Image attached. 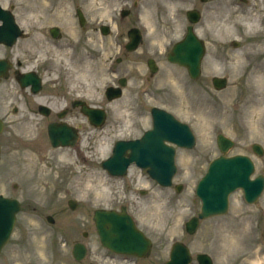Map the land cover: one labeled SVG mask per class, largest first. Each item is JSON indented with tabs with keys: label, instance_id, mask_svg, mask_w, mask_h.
Masks as SVG:
<instances>
[{
	"label": "rangeland",
	"instance_id": "374dc122",
	"mask_svg": "<svg viewBox=\"0 0 264 264\" xmlns=\"http://www.w3.org/2000/svg\"><path fill=\"white\" fill-rule=\"evenodd\" d=\"M85 1L90 27L94 26V19L101 21L116 15L118 26L108 36L96 37L89 33V27L90 37L80 40L81 29L74 23L70 4L66 5L69 15L64 10L49 8L36 12L38 3L33 0H0L2 6H16L24 30L11 49L0 46V56L12 58L13 62L21 60L22 67L27 64L24 69L31 68L32 44H43L48 27L58 25L61 42L75 43L77 55L83 56L90 49L98 56L84 59L80 68L75 67L68 58L71 55L68 50L54 49L44 42L45 46L39 45V58L48 49L56 57L52 65L46 64L39 70L45 75V87L54 91L59 85L52 86L51 82L57 79V67L61 65L67 73L72 96L78 93L92 105L107 110L102 128L84 124L79 150L52 148L43 123L17 125L13 124L16 115L6 116L9 124L0 134V194L18 199L21 210L0 252V264H79L70 249L75 241L95 242L94 236L86 240L79 233L82 229L93 231L90 220L94 209L119 208L121 202L134 204L130 206L131 213L152 240L151 256L147 258L150 262L154 257L151 264L159 261L157 255L167 257L175 239L185 242L193 255L212 254L215 264H264V193L256 204L249 206L238 191L231 198L227 214L204 219L194 234L182 235L184 221L198 211L196 184L210 160L219 155L215 142L218 133L234 141L227 155L251 156L255 174L264 175V151L257 157L251 150L255 142L264 150V0L246 3L214 0L215 4L211 0L206 4L208 8L200 0H136L137 6L127 5L131 11L122 18L117 10L121 5L118 0ZM200 5L204 10L196 33L206 44L200 77L190 79L184 68L168 63L165 58L150 77L146 66L148 54L146 50L143 52L145 45L162 52L180 39L188 24L186 10ZM134 25L145 33L143 43L135 51L122 55L126 32ZM233 40L239 42L237 48L231 46ZM119 55L120 64H113L126 83L122 96L108 102L104 89L116 80L110 74L109 60ZM213 76L226 77L227 87L214 90ZM10 80L14 87L15 82ZM14 90L9 93L13 95ZM8 106L5 103L3 111H8ZM153 106L164 108L189 124L196 136L192 150H178L175 182L182 184L179 193L173 188L154 186L135 167L125 177L126 186L100 167V161L109 156L113 141L139 136L150 126ZM140 189L145 190L144 195L139 193ZM69 199L76 201L74 210L67 205ZM47 214L55 217L53 224L45 219ZM58 227L63 233L65 227L66 230L75 227L73 231L77 234L68 232L71 235L68 234L65 244L56 248L53 243L60 239L58 233H62L56 231ZM53 236L58 240L54 241Z\"/></svg>",
	"mask_w": 264,
	"mask_h": 264
},
{
	"label": "water",
	"instance_id": "95a60500",
	"mask_svg": "<svg viewBox=\"0 0 264 264\" xmlns=\"http://www.w3.org/2000/svg\"><path fill=\"white\" fill-rule=\"evenodd\" d=\"M189 21L195 22L198 13L192 11L187 13ZM0 41L13 44L19 31L14 24L12 16L8 12L0 9ZM188 32L183 40L177 42L171 53L169 60L177 62L187 67L189 75L197 77L200 72V60L204 53V45L193 33L191 26L187 28ZM129 37L132 40V46L137 44L139 35L136 29L129 31ZM6 39V40H5ZM235 44V43H234ZM9 64L0 61V77L7 75L6 71ZM151 71L154 68L150 65ZM124 84V80L120 82ZM212 83L216 89H221L226 85V79L214 77ZM113 90V89H112ZM106 92L108 98L117 97L120 90ZM82 110L91 119L95 118L97 123L103 119V112H95L83 106ZM153 128L144 132L143 136L135 141H118L112 149V154L106 160L101 162V166L111 175H123L126 168L131 163L139 167H149L148 172L152 178L162 185H170L171 178L176 171L174 165V147L166 142L174 143L179 147L191 148L194 144V137L190 128L177 121L171 114L157 108L152 109ZM64 133L54 136L51 135L53 144L62 138ZM217 144L222 153L233 145V142L222 134L217 135ZM55 141V142H54ZM253 151L257 155L262 154V148L254 144ZM127 150L130 152L127 154ZM127 155V156H125ZM254 170L251 159L244 155H234L231 157L219 156L212 160L204 176L199 180L196 187V194L201 199V210L199 218L211 215L222 214L226 211L228 205V195L236 188H242L245 199L249 202L255 201L264 185V177L258 176L250 180L249 176ZM179 187H177V190ZM69 201L73 208L74 203ZM19 210L18 201L0 195V249L7 241L15 222V213ZM94 219L99 229L102 243L119 253L134 254L137 256H146L150 247V241L134 226L131 217L122 209L121 212L113 210L99 209L94 212ZM198 218L193 217L187 223V230L192 233L197 225ZM173 248L185 251V246L175 243ZM83 247L76 245L73 248V254L76 259L81 258ZM177 254L171 255V261L168 264L180 263L186 264L188 257L184 255L183 261L177 259ZM201 264H210L208 257L200 255ZM207 262H206V261Z\"/></svg>",
	"mask_w": 264,
	"mask_h": 264
},
{
	"label": "flooded vegetation",
	"instance_id": "af4514ba",
	"mask_svg": "<svg viewBox=\"0 0 264 264\" xmlns=\"http://www.w3.org/2000/svg\"><path fill=\"white\" fill-rule=\"evenodd\" d=\"M33 1H34L33 3H38V9H35V10L32 9L36 12H39V10H44L45 8H49V9L64 10L66 12V14H69V15H70V11H68L69 8L68 7L66 8V5H68V4L71 5V7L74 10V14L78 10L81 11L82 14H84V8H85V4H86L85 0H41V1L40 0H33ZM130 1L131 0H118V2L120 4H127ZM31 2H32V0H31ZM206 2H208V0ZM43 3H44V5H43ZM40 5H43V6H40ZM122 10H128V13H130V9H124V8L122 9L121 8V11ZM84 19H85L84 27H81L80 29H81L82 33L86 32L87 37H90L89 33H91L95 36L98 35V32H99L98 29H99L100 25L106 23V22H103V23L98 22V27L96 30V27L88 26L86 17ZM115 19H116L115 15H111V17L108 18V21L111 24L112 23L114 24L117 22ZM51 27H58L59 29H60V27L58 25H51L48 27V34L46 33L51 44L56 45V43L61 42V37H62L61 29H60V31L56 32V37H53L49 31ZM89 27L91 28V30L88 33L87 31H88ZM80 40H82V41L84 40L83 35H82V37H80ZM66 42H69V41H66ZM56 48L59 49V46ZM88 50H90V49H86V54L83 56H80V55L76 54V51H77L76 47H73L72 60L76 61V64L79 66L83 62L84 59L91 60V59L95 58V52H91ZM144 50L147 51V54H148L147 59L153 58L156 63H159L162 58H167L166 54H164L162 56L159 51L150 49L149 45H145V49H143V52H144ZM31 60H34L36 62L37 58L33 57V59H31ZM21 63H22L21 61L16 62L15 70H16L17 74L33 71L43 81V78H42L43 75H42V73L39 72V70L41 68H43L44 65L36 63L35 69L30 70V71H25V70H23ZM9 80L10 79L8 78V79L2 81V83H1L2 86L0 88V120L3 122L4 127L6 126V124H9L8 120L6 119V116H9V115L11 116V113H13L14 115H16L15 116L16 118L13 119L15 121V123H13V124H17V125H25V124L39 125V124L43 123L42 126H44V128L46 130H47V126L51 123L58 124V125L59 124H65L69 127L78 129L77 130L78 134H76V135H77V139L79 140L78 135H79V133L83 127V123L85 122V117L81 113L80 108L77 107V104H78V101L83 100V98L71 97L70 95L72 93L70 92L68 87L64 86V85H60L62 83L60 78H58L57 80H53L51 82L52 86L55 84H59L54 91H51L48 87H45V84L43 83L42 86L36 92L32 91L31 86L30 87H20L19 84L15 81V79L14 80L12 79L16 84V87L14 88L15 93L13 95L9 93V91L12 89V86L10 85ZM45 83H46V81H45ZM7 102L9 103V106H8L9 110L3 111V107H4L5 103H7ZM58 103H60L59 106L58 107L55 106ZM78 140L76 142V145L78 144ZM64 149H66V148H64ZM128 204H129V206H134V204L132 202H128ZM20 206H21V203H20ZM50 216H51L52 221L54 223L55 217L53 215H50ZM45 219H46V217H45ZM83 220H85V219L82 218V221ZM90 221H91L90 227H91V229L93 227V231L90 232L87 229H82L79 233L86 240L89 238V236H91V235L94 236L95 242L90 244V243H86V242L84 243L82 241H77V243L78 242L83 243L86 246L85 259L87 260V262H84V264H138V262H135L134 259H132V258L119 257L116 254H114V253L104 249L103 247H101L100 239H99L98 231H97L94 219H93V215L91 216ZM47 222H48V220H47ZM73 229H75V227L69 228L67 230L65 227L64 231H66V232L63 233V230L61 229V227H58V229L56 231L62 232V233L56 232V233L61 235L60 236V239H62L61 244H64V242H66L65 239H67V236L70 232H72V234H75V235L77 234V231H73ZM65 233H67V234H65ZM69 235H71V234H69ZM68 237H70V236H68ZM52 238L54 239L55 236H53ZM57 243L58 242L56 241L53 244L56 245ZM75 243H76V241L73 242L72 244H75ZM58 245H60V243L57 244V247H58ZM156 259H159V261H157V262L160 263V262H164L167 259V257L166 258H160V256L157 255ZM153 261H154V257L151 259L150 262H148L147 260H145V261L142 260V264H151ZM191 263L195 264L193 258H192Z\"/></svg>",
	"mask_w": 264,
	"mask_h": 264
},
{
	"label": "bare ground",
	"instance_id": "6f19581e",
	"mask_svg": "<svg viewBox=\"0 0 264 264\" xmlns=\"http://www.w3.org/2000/svg\"><path fill=\"white\" fill-rule=\"evenodd\" d=\"M155 6V4L152 5V8ZM153 12H156V10L153 9ZM255 264H258V262H256Z\"/></svg>",
	"mask_w": 264,
	"mask_h": 264
}]
</instances>
